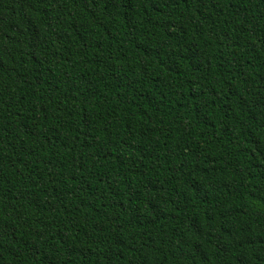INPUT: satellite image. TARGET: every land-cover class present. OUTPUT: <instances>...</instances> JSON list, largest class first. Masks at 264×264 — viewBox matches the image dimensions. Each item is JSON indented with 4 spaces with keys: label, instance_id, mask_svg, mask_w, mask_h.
<instances>
[{
    "label": "trees",
    "instance_id": "trees-1",
    "mask_svg": "<svg viewBox=\"0 0 264 264\" xmlns=\"http://www.w3.org/2000/svg\"><path fill=\"white\" fill-rule=\"evenodd\" d=\"M0 264H264V0H0Z\"/></svg>",
    "mask_w": 264,
    "mask_h": 264
}]
</instances>
